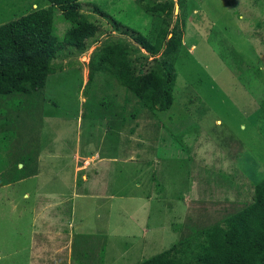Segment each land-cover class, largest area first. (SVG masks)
<instances>
[{
  "label": "rangeland",
  "instance_id": "obj_1",
  "mask_svg": "<svg viewBox=\"0 0 264 264\" xmlns=\"http://www.w3.org/2000/svg\"><path fill=\"white\" fill-rule=\"evenodd\" d=\"M77 1L97 26L85 49L59 52L37 92L0 95V264H137L221 224L264 176V0L173 6L168 28L184 26L162 112L89 72L113 43L137 72L129 34L146 35L156 0ZM46 6L0 0V24ZM53 27H68L56 9Z\"/></svg>",
  "mask_w": 264,
  "mask_h": 264
},
{
  "label": "trees",
  "instance_id": "obj_2",
  "mask_svg": "<svg viewBox=\"0 0 264 264\" xmlns=\"http://www.w3.org/2000/svg\"><path fill=\"white\" fill-rule=\"evenodd\" d=\"M45 1V8L0 24V95H27L42 89L47 76L60 70L51 65L57 54L71 48L82 51L97 33V26L80 13L77 0ZM174 5L183 15L186 0L145 4L152 18L146 35L130 31L132 41L145 52L135 58L137 72L134 62L128 61L127 45L113 43L92 54L90 75L107 73L149 111L167 110L172 103L174 62L184 26L183 18L180 27L176 23L168 28ZM55 9L68 24L60 38L54 34ZM151 56L158 58L149 59ZM152 60L159 65L158 71H144V64ZM187 232L185 239L137 264H264V176L253 185L250 202L227 215L221 224Z\"/></svg>",
  "mask_w": 264,
  "mask_h": 264
},
{
  "label": "crops",
  "instance_id": "obj_3",
  "mask_svg": "<svg viewBox=\"0 0 264 264\" xmlns=\"http://www.w3.org/2000/svg\"><path fill=\"white\" fill-rule=\"evenodd\" d=\"M137 195H143V192ZM142 197V196H140ZM83 218V212L80 214L79 223L83 224V221L81 220ZM78 221V220H77Z\"/></svg>",
  "mask_w": 264,
  "mask_h": 264
}]
</instances>
